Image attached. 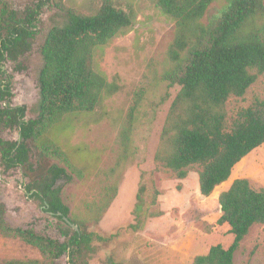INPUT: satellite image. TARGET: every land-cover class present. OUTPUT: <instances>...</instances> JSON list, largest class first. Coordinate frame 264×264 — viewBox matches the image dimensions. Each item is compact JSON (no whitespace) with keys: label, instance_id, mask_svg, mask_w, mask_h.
Here are the masks:
<instances>
[{"label":"trees","instance_id":"obj_1","mask_svg":"<svg viewBox=\"0 0 264 264\" xmlns=\"http://www.w3.org/2000/svg\"><path fill=\"white\" fill-rule=\"evenodd\" d=\"M214 1L157 0L159 12L175 24L164 78L169 87L180 90L169 107L154 163L180 180L196 169L199 192L205 197L230 179L244 157L264 145V100L256 99L233 115L226 111L229 99L244 96L264 76V0H227L219 18L202 24ZM46 4L47 0L39 1L20 13L0 0V129L15 130L19 136L17 141H8L0 134V165L4 171L27 168L32 173L25 186L28 196L64 223L60 232L65 240L33 228L11 226L0 202L1 237L17 239L40 255V259H12L3 264H58L64 255L69 264H89L92 242L97 238L92 225L100 223L118 194L115 184L104 188L101 198L88 205L87 217L82 218L62 199L59 182L70 183L71 174L47 160L62 158L68 165L61 147L62 132L73 128L72 118L94 113L106 97L119 90L96 66L94 55L124 34L133 17L112 0H102L93 15L69 11L64 24L52 27L39 50L42 67L37 81V116L27 120L26 107L10 103L11 78L5 64L16 63L31 50ZM137 111L138 102L129 110L119 133L124 152L131 151ZM27 143L40 147L43 163L35 169L29 163ZM121 154L115 157L111 173L123 165L126 157ZM145 191L146 186L140 183L132 211L135 224L129 226L134 230L141 229L149 217L143 209ZM156 194L154 190V199ZM217 202L221 213L217 225L229 227L233 242L228 248L210 247L207 254L195 257L193 264H233V255L249 230L264 225V189H253L247 179L233 180Z\"/></svg>","mask_w":264,"mask_h":264},{"label":"rangeland","instance_id":"obj_2","mask_svg":"<svg viewBox=\"0 0 264 264\" xmlns=\"http://www.w3.org/2000/svg\"><path fill=\"white\" fill-rule=\"evenodd\" d=\"M17 12H24L42 0H3ZM131 14L133 23L103 50L96 51L94 62L109 82L119 90L106 97L94 113L72 118L71 130L63 131V159H49L64 167L72 176L62 186V199L73 213L86 218L88 205L98 202L104 188L117 185L118 194L98 225L89 264H193L195 257L208 253L210 247L228 248L233 242L227 225H217L221 213L219 194L233 180L247 179L255 190L264 189V145L253 150L234 168L230 179L209 196L199 192L198 173L191 169L186 178L177 179L154 163L160 134L169 107L180 87H169L164 74L168 69L167 51L175 37V24L157 8V0H112ZM102 0H47L37 22L31 50L16 63L7 62L5 70L11 78L10 103L25 106V118L37 116L38 75L42 67L40 47L49 30L62 25L72 11L93 15ZM227 0H216L207 9L201 23L219 18ZM23 68L16 71L15 67ZM256 99L264 100V76L240 98L226 103L228 115L248 107ZM138 102V111L131 134V151L124 152L120 131L129 110ZM1 137L17 141L15 130L0 129ZM29 163L33 169L43 163L40 147L27 143ZM122 151L124 154H121ZM130 152V155H129ZM117 154L126 157L123 165L111 173ZM70 164L72 167H70ZM28 175V177H27ZM32 173L22 168L4 171L0 165V202L6 220L13 227L33 228L61 242L65 240L62 221L49 214L38 200L28 196L25 186ZM142 183L146 186L143 209L146 211L141 229L135 224L132 211L135 196ZM154 190L157 194L154 197ZM40 259L38 251L17 239L0 235V264L8 260ZM58 264H69L64 255ZM233 264H264V225H254L233 255Z\"/></svg>","mask_w":264,"mask_h":264},{"label":"water","instance_id":"obj_3","mask_svg":"<svg viewBox=\"0 0 264 264\" xmlns=\"http://www.w3.org/2000/svg\"><path fill=\"white\" fill-rule=\"evenodd\" d=\"M63 221L66 222L67 224H70L69 220L66 217H63ZM71 226L74 230H78L76 226L74 225H71Z\"/></svg>","mask_w":264,"mask_h":264},{"label":"flooded vegetation","instance_id":"obj_4","mask_svg":"<svg viewBox=\"0 0 264 264\" xmlns=\"http://www.w3.org/2000/svg\"><path fill=\"white\" fill-rule=\"evenodd\" d=\"M49 214H51V213H49Z\"/></svg>","mask_w":264,"mask_h":264}]
</instances>
